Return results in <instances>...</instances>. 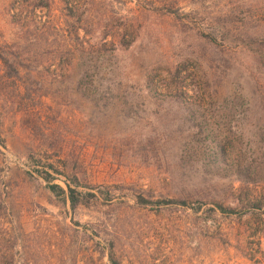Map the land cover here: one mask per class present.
<instances>
[{"label": "rangeland", "instance_id": "374dc122", "mask_svg": "<svg viewBox=\"0 0 264 264\" xmlns=\"http://www.w3.org/2000/svg\"><path fill=\"white\" fill-rule=\"evenodd\" d=\"M217 261L264 264V0H0V264Z\"/></svg>", "mask_w": 264, "mask_h": 264}, {"label": "trees", "instance_id": "16d2710c", "mask_svg": "<svg viewBox=\"0 0 264 264\" xmlns=\"http://www.w3.org/2000/svg\"><path fill=\"white\" fill-rule=\"evenodd\" d=\"M5 72L8 76H17V71L14 68L9 67L8 69H6ZM42 179L45 182V186L50 193H53L55 195L57 194L64 195V197L68 201V205L70 209H73L78 204H81V196L84 193L78 190V188L83 185H79L77 181H71V180L67 181V179H65L63 181V185H64V189H63L57 184L50 183V181L45 177H42ZM137 200L143 203L147 202L145 201V199H142L140 196H137Z\"/></svg>", "mask_w": 264, "mask_h": 264}, {"label": "built area", "instance_id": "2783aa9c", "mask_svg": "<svg viewBox=\"0 0 264 264\" xmlns=\"http://www.w3.org/2000/svg\"><path fill=\"white\" fill-rule=\"evenodd\" d=\"M212 264H239V263L217 261V262H214Z\"/></svg>", "mask_w": 264, "mask_h": 264}]
</instances>
